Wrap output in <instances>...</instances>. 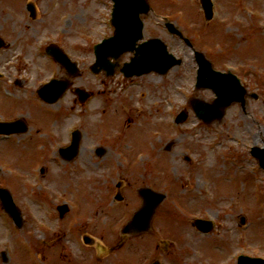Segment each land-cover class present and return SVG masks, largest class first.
Returning a JSON list of instances; mask_svg holds the SVG:
<instances>
[{
    "label": "rangeland",
    "instance_id": "rangeland-1",
    "mask_svg": "<svg viewBox=\"0 0 264 264\" xmlns=\"http://www.w3.org/2000/svg\"><path fill=\"white\" fill-rule=\"evenodd\" d=\"M147 1L153 12L142 17L144 37H159L183 62L164 76L129 82L118 72L105 78L89 71L93 45L112 32L111 0H0V66L22 83L17 100L13 90L0 89V122L21 119L28 128L0 137V187L23 217L16 228L0 204V264H235L239 254L264 258V171L249 152L264 148V0H214L209 22L198 0ZM25 4L35 6L34 19ZM157 15L174 22L215 70L241 68L247 92L258 98H246L243 111L231 105L220 123L202 124L187 100L210 101L214 94L194 91L193 53L162 28ZM51 42L81 72L48 105L55 116L38 97L20 94L66 77L41 51ZM75 87L93 97L80 106ZM182 110L184 122L171 124ZM73 129L81 132L80 148L67 162L57 150L69 144ZM117 185L121 202L114 199ZM141 187L166 198L147 233L121 236L142 204ZM62 204L69 211L60 219L56 206ZM194 218L211 220L214 229L199 233ZM83 236L94 244L85 245ZM98 245L115 249L101 252Z\"/></svg>",
    "mask_w": 264,
    "mask_h": 264
},
{
    "label": "water",
    "instance_id": "water-1",
    "mask_svg": "<svg viewBox=\"0 0 264 264\" xmlns=\"http://www.w3.org/2000/svg\"><path fill=\"white\" fill-rule=\"evenodd\" d=\"M114 11L112 14V24L115 27L114 36L102 44L95 47L96 63L92 65L91 70L95 73L104 70L106 75H112L116 64H112L110 59L118 60L125 52H135L130 63H125L121 68V72L126 77L133 75H141L155 71L159 74H165L170 68L180 64V60H176L172 55L168 54L165 45L159 39H150L147 42L138 44V40L142 38V22L139 20L141 14H147L150 10L146 0H113ZM201 4L205 13V18H211V3L209 0H201ZM32 17L34 16L32 7L29 8ZM167 28L182 37V34L172 25L166 24ZM185 41L188 40L185 38ZM189 43V42H188ZM47 51L68 71L72 76L76 75L77 68L71 63L67 56L58 48L49 47ZM196 62L199 66L197 76V89H211L216 95L213 103H204L197 99H192L190 106L196 116L205 123L210 124L219 121L224 115V111L233 103L245 105L244 97L246 91L240 87L238 81L230 74H221L212 70L211 63L205 59L203 54L195 52ZM68 88V84L63 81H52L44 86L38 93L40 97L48 103L55 102ZM76 93L80 101H85L88 94L83 90L77 89ZM183 115L178 117V121H182ZM16 125L21 123L17 122ZM14 124L4 125V130L0 133H10ZM15 125V126H16ZM80 134L75 132L74 140L70 148L61 150L62 155L70 160L72 159L78 148ZM252 154L258 160L259 165L264 169V149L253 148ZM143 199L142 207L134 214L132 220L122 230L123 234L140 233L147 231L150 227V221L156 207L163 201L165 196L153 192L148 188H142L138 191ZM0 199L6 213L14 220L18 227H21L22 220L20 213L15 207L10 194L0 189ZM117 199H121L118 195ZM62 217L66 212L65 206L58 208ZM197 227L203 231H209L211 225L207 222L197 221ZM86 243H90V239L85 238ZM240 264H264L263 260L251 259L247 257L240 258ZM154 264H158L155 262Z\"/></svg>",
    "mask_w": 264,
    "mask_h": 264
},
{
    "label": "flooded vegetation",
    "instance_id": "flooded-vegetation-1",
    "mask_svg": "<svg viewBox=\"0 0 264 264\" xmlns=\"http://www.w3.org/2000/svg\"><path fill=\"white\" fill-rule=\"evenodd\" d=\"M0 79L2 81L4 79V77L3 76H0ZM14 84L18 85V83H15V82H14Z\"/></svg>",
    "mask_w": 264,
    "mask_h": 264
}]
</instances>
